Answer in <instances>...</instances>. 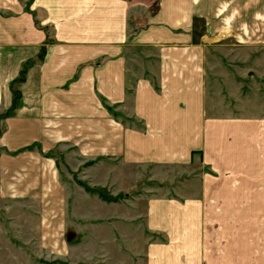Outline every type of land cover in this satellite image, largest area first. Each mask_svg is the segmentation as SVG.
<instances>
[{
    "label": "crops",
    "instance_id": "1",
    "mask_svg": "<svg viewBox=\"0 0 264 264\" xmlns=\"http://www.w3.org/2000/svg\"><path fill=\"white\" fill-rule=\"evenodd\" d=\"M193 7L0 0V199L60 205L68 150L100 161L93 183L118 191L126 167L197 165L183 194L145 200L147 229L165 238L147 264H236L239 207L264 188V115L226 103L237 82L209 54L236 48L192 43Z\"/></svg>",
    "mask_w": 264,
    "mask_h": 264
},
{
    "label": "rangeland",
    "instance_id": "2",
    "mask_svg": "<svg viewBox=\"0 0 264 264\" xmlns=\"http://www.w3.org/2000/svg\"><path fill=\"white\" fill-rule=\"evenodd\" d=\"M191 1L198 10L190 22L192 43L236 48L209 54L220 58L212 59L224 62L230 81L237 82L238 90L230 82L222 86L226 103L264 115V0ZM56 157L67 187L57 198L60 205L53 199L37 210L0 199V264H147L148 243L165 238L147 229L145 200L183 194L182 178L200 172L197 165L130 166L125 189L118 191L112 183L110 189L93 183L90 168H101L100 161L83 162L71 150ZM167 172L182 175L163 180ZM257 187L255 182L253 199L237 213L236 264H264V188Z\"/></svg>",
    "mask_w": 264,
    "mask_h": 264
},
{
    "label": "trees",
    "instance_id": "3",
    "mask_svg": "<svg viewBox=\"0 0 264 264\" xmlns=\"http://www.w3.org/2000/svg\"><path fill=\"white\" fill-rule=\"evenodd\" d=\"M107 108V107H106ZM111 115H113L117 119H124L121 114L115 113L110 107L107 108Z\"/></svg>",
    "mask_w": 264,
    "mask_h": 264
}]
</instances>
